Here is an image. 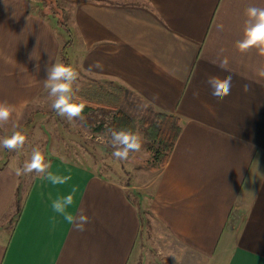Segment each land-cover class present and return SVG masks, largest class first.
<instances>
[{"label": "crops", "instance_id": "0c3cea01", "mask_svg": "<svg viewBox=\"0 0 264 264\" xmlns=\"http://www.w3.org/2000/svg\"><path fill=\"white\" fill-rule=\"evenodd\" d=\"M72 2L75 66L180 118L153 188L152 217L193 257L264 264V77L257 74L264 57L235 47L246 10L264 8V0ZM40 10V0H0V102L16 109L9 121L48 89L46 69L62 63L65 38ZM213 61L225 68L216 71ZM228 75L230 94L209 101L203 84ZM50 162L48 172L71 179L53 185L44 173L23 195L16 168L0 169V264H134L143 226L129 187L64 158ZM73 186L70 211L90 218L83 232L51 209Z\"/></svg>", "mask_w": 264, "mask_h": 264}, {"label": "rangeland", "instance_id": "374dc122", "mask_svg": "<svg viewBox=\"0 0 264 264\" xmlns=\"http://www.w3.org/2000/svg\"><path fill=\"white\" fill-rule=\"evenodd\" d=\"M72 1L47 0L42 3L40 0L42 6L40 12L53 17L57 22L62 16L70 31L69 34L57 24L59 36L65 38L60 52V61L63 64L66 63V59L63 58L62 51L66 48V44L72 41L71 47L67 50V62L68 66L78 74L72 86L73 99H76L90 83L118 85L111 81L96 80L75 66L78 60V44L69 26L66 12ZM54 99L55 97H51L47 89L26 108L18 120L0 123V139L10 137L13 133H19L25 137L24 145L18 151L0 148V169L8 165L16 170L22 169L25 161L30 160L34 149L41 151L49 161L53 158H64L88 167L105 178L129 187L130 195L140 210L143 227L134 264H226L223 258L207 261L200 257H193L182 250L174 238L152 217L149 204L153 188L162 172L160 148L157 144H150L144 134L139 132L142 139L141 150L130 153L128 160L120 161L112 156L113 148L109 144L108 132H96L93 118L86 115L82 116V119L74 118L71 121L58 116L51 108ZM136 109H134L135 112ZM43 174L20 175L21 194L27 190L33 178ZM21 199L20 195L18 200L21 201Z\"/></svg>", "mask_w": 264, "mask_h": 264}, {"label": "clouds", "instance_id": "9594fccd", "mask_svg": "<svg viewBox=\"0 0 264 264\" xmlns=\"http://www.w3.org/2000/svg\"><path fill=\"white\" fill-rule=\"evenodd\" d=\"M245 27L242 39L235 42V47L241 53L247 52L249 49L255 48L257 55L264 57V8L250 7L245 13ZM212 64L216 71L225 68L223 62H215ZM97 69H103V64L96 62ZM47 80L46 87L49 89V95L55 97L51 104V108L60 117L68 120L74 118H83L82 113L85 108L84 103L73 102V83L77 79V73L72 67L63 63H56L50 69H46ZM258 76L264 77V68L258 71ZM232 76H226L223 81L216 83L208 80L203 84L206 90L207 99L212 102H220L230 94ZM247 91V85L245 86ZM16 109L7 104L0 102V123L7 122ZM109 144L113 148L112 156L120 161L129 159L132 152H138L142 148L141 136L135 132L126 130H108ZM25 142V137L19 133H13L10 137L0 139V148L7 150H19ZM51 167V162L46 159L45 155L34 149L30 160L25 161L22 169L17 170V175H29L33 173H46L47 179L53 185H62L71 179L70 176H55L47 170ZM78 191L73 186L71 192L64 196H57L51 202L52 211L59 217H62L67 224L73 226L77 231H86V226L90 223V218L83 214L80 210H73L74 194Z\"/></svg>", "mask_w": 264, "mask_h": 264}, {"label": "trees", "instance_id": "16d2710c", "mask_svg": "<svg viewBox=\"0 0 264 264\" xmlns=\"http://www.w3.org/2000/svg\"><path fill=\"white\" fill-rule=\"evenodd\" d=\"M45 1L47 0H41L42 3ZM53 1L55 2V0ZM64 21L62 16L58 18L59 26L70 34ZM71 44L72 41L70 40L62 51L63 58L66 59L65 65L67 66L69 65L67 62V50L71 47ZM87 86L81 96L73 99V102L85 104L82 116L86 115L93 118L94 130L98 133H106L109 129L126 130L137 134L142 132L150 144L159 146L161 166L162 168L165 167L181 133L180 118L155 110L151 104L128 89L94 82ZM134 109H136V112ZM142 110L143 113H141ZM111 115L112 117H110ZM19 197L20 191L18 190L16 200L17 214L21 211Z\"/></svg>", "mask_w": 264, "mask_h": 264}]
</instances>
